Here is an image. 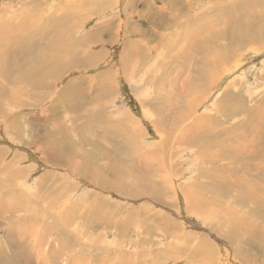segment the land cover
<instances>
[{
  "label": "rangeland",
  "instance_id": "1",
  "mask_svg": "<svg viewBox=\"0 0 264 264\" xmlns=\"http://www.w3.org/2000/svg\"><path fill=\"white\" fill-rule=\"evenodd\" d=\"M205 25L209 29L203 33L209 36L196 37V46L207 47L204 41L209 38L213 47L209 53L191 50L194 58L183 48L189 45L184 39L201 34ZM220 29L225 34L220 36ZM240 29L247 35L241 47L236 44L243 40ZM59 31L64 46H83L86 55H93L91 66L82 64L49 78L40 104L32 103L40 93L28 90L25 81L15 83L17 78L12 82L0 75L5 88L0 93L8 96L0 104L11 114H0V203L29 205L26 210L0 212V254L7 255L6 264H263L259 250L242 240L226 239L223 233L228 230V214L232 224L246 219L250 231L259 227L257 233L264 236V218L251 208L257 203L264 213V0H0V41L9 38L0 44V66H7L4 51L12 56L9 62L24 64L20 50L11 55L16 48L13 40L24 35L40 43L38 53H46L47 65L59 63L46 48L56 43ZM127 41L139 45L133 61L123 55ZM200 58L215 62V67L207 69ZM198 66L207 70L202 73ZM102 73L108 74L109 90L101 105L102 121L115 126L119 143L111 147L100 140L102 145L94 152H99L102 165L129 171L127 178H119L123 188L111 184L113 173L103 181L109 185H99L91 175L88 179L56 167L59 162H52L46 149L51 143L45 138L47 130L55 133L59 127L73 137L78 132L100 137L98 128H90L88 122L79 121L77 132L70 126V114L61 112L58 118L50 111L69 80L84 82ZM129 117L133 119L128 124ZM194 138L200 142H189ZM210 139L213 143L206 146L203 142ZM215 182L231 192L221 186L226 195H214L204 188ZM154 183L165 188L161 199L153 196L158 188ZM137 186L145 191L135 193ZM199 200L204 201L203 208H191ZM20 235L25 245L16 243ZM203 238L213 244L215 257L196 256L194 249Z\"/></svg>",
  "mask_w": 264,
  "mask_h": 264
},
{
  "label": "bare ground",
  "instance_id": "2",
  "mask_svg": "<svg viewBox=\"0 0 264 264\" xmlns=\"http://www.w3.org/2000/svg\"><path fill=\"white\" fill-rule=\"evenodd\" d=\"M94 1V0H93ZM256 7V6H255ZM257 10V9H256ZM220 16H221V13H219ZM219 16V17H220ZM227 16V15H225ZM242 16V15H241ZM240 16V17H241ZM218 17V18H219ZM222 17V16H221ZM263 17V16H262ZM241 19V18H240ZM239 19V20H240ZM222 20H226L225 18H223ZM257 20V19H256ZM238 21V20H237ZM262 21V20H261ZM234 22V21H233ZM232 22V23H233ZM259 22V20H258ZM186 23V22H185ZM225 23V22H224ZM228 23V22H227ZM234 24V23H233ZM232 24V25H233ZM236 24V22H235ZM234 24V25H235ZM240 24V23H239ZM214 24L210 25V27H212ZM241 25V24H240ZM260 25V24H259ZM188 26H189V23H188ZM238 26V25H236ZM191 27H188L187 29V32L189 31ZM244 28V27H242ZM209 27L208 26H204L203 27V31L201 34L197 33V35H187V33L185 35H187V37H185V41L187 43H189L188 46H186L185 44L183 45V48L187 51V52H191L192 51H197V52H200L201 53V50H202V53H209L211 52L210 49L212 44H211V40L209 38L206 39V43H208L207 47L203 46L201 47V45L199 44V46L197 47L196 45L198 44V36H202V34H205V35H208L207 33H203L204 31L208 30ZM212 29V28H210ZM239 29V28H238ZM246 29H248L246 27ZM258 29V27H257ZM64 30V29H63ZM221 30V29H220ZM223 30V29H222ZM219 31L220 33V36L222 34H225V31L222 32ZM256 29L254 28L253 31H255ZM65 31V30H64ZM67 31V30H66ZM65 31V32H66ZM69 31V30H68ZM214 31V30H213ZM238 31V30H236ZM252 31V32H253ZM259 31V30H258ZM262 31V30H260ZM259 31V32H260ZM240 32V35L242 33V37L241 39H243L244 37L247 39V35L245 32H242V29L239 30ZM49 33V32H48ZM48 33H42L41 36L43 37H46L48 38L50 34ZM235 33V31H234ZM262 33V32H260ZM215 34V33H214ZM214 34L212 36H214ZM229 34V33H228ZM238 34V33H237ZM248 34V33H247ZM236 35V34H235ZM251 35V34H250ZM25 37L19 41H15L13 40V43H16V48L14 49V51L12 52L11 55H13V57H15L16 55L14 54H18L20 53L19 50L21 51V53L19 54V56H21L22 54L26 57V61H24V64L23 63H12V62H9L12 58V56H9L7 55V53L4 51L5 53V58L2 60L4 61L3 62V65L6 63L7 66H3L1 67L0 66V75L3 76L4 78L3 79H8L10 78V80L12 82H15V79L14 78H17V81L15 83H18V82H23L25 81V86L28 90L32 91L33 93H36L38 94L37 92L40 93V95L34 100L33 98V101L32 103L33 104H40L41 103V98L40 96H42V94H44V91L43 89H47L50 87V84H49V78L51 79H55L56 77L60 76L61 75V71L64 70V72H66L67 70H71V69H74V68H78L80 66H82V64H89L90 66L92 64L91 63V58H92V54H87L86 52V49L85 47L83 48V46L78 49L76 47L73 46H64V43L62 42V40L64 39V34H63V31L62 32H57L56 35H55V39H56V43H52V45H49V46H46V48L48 49L47 52H51L52 54H54L53 56H56L57 59H59V63H55V62H49V64L47 65L46 62H47V56H46V53L45 55L43 53H38V51L40 52L41 51V47H39V44H38V41L36 39H34L33 37H30L28 35H24ZM72 36V34H71ZM209 36V35H208ZM217 36V35H216ZM237 36V35H236ZM239 36V35H238ZM260 36V35H259ZM204 37V36H203ZM218 37V36H217ZM234 37V36H233ZM257 37V36H256ZM220 38V37H219ZM225 38V37H224ZM9 38H3L1 39L0 41V44H5L6 41L8 40ZM161 39V38H160ZM214 39V38H213ZM245 39V40H246ZM251 39H252V36H251ZM47 40V39H46ZM67 40V39H65ZM197 40V42H196ZM235 40V39H234ZM244 39L243 40H240V42L236 43L239 47H241L243 45L242 41H245ZM256 40H258L256 38ZM260 40V39H259ZM258 40V41H259ZM52 41V40H51ZM50 41V42H51ZM72 41V39H71ZM77 41V40H76ZM179 41V47L182 48V46L180 45V41H181V38H178V40L176 41L178 43ZM201 41V40H200ZM236 41V40H235ZM248 41V40H247ZM42 42V41H40ZM49 42V41H48ZM53 42V41H52ZM69 43V42H68ZM176 43V44H177ZM83 44V43H82ZM174 44V43H173ZM217 44V43H216ZM234 44V43H233ZM248 44V42H247ZM70 45V43L68 44ZM148 45V44H147ZM218 45V44H217ZM235 45V44H234ZM233 47H236L234 46ZM1 46V45H0ZM7 46L11 47L10 44H7ZM6 46V48H8ZM139 45L137 43H134V42H131V41H127L125 43V50H124V54L123 55H126V58L130 59L133 61V57H136V50H137V47ZM149 46V45H148ZM216 46V45H215ZM256 47V46H255ZM144 48V47H143ZM179 48V49H180ZM182 48V49H183ZM221 48V47H220ZM258 48V47H257ZM150 49V48H149ZM223 49V48H222ZM230 49V47H229ZM228 49V50H229ZM232 49V47H231ZM230 49V50H231ZM5 50V48H4ZM146 50V49H145ZM214 50V49H213ZM233 50V49H232ZM231 50V51H232ZM44 51V50H43ZM150 51V50H149ZM185 51V52H186ZM220 51V50H219ZM235 51V50H234ZM142 52V51H141ZM228 52V51H227ZM3 53V54H4ZM84 53V54H83ZM150 53V52H148ZM234 53V52H233ZM43 54V55H42ZM146 54V53H145ZM186 54V53H185ZM188 54V53H187ZM193 54V55H192ZM212 54V57H213V53ZM210 54V55H211ZM216 54V53H215ZM219 54V53H218ZM229 54H232V53H229ZM90 55V56H89ZM171 55V54H170ZM169 55V56H170ZM191 55L192 57L194 56L195 58V55L193 52H191ZM220 55V54H219ZM235 55V54H234ZM181 56V55H180ZM188 57V55H186ZM186 56H185V59H186ZM198 56V55H197ZM183 57V56H182ZM191 56L188 57V58H192ZM199 57V56H198ZM224 59L226 57L225 53L224 55L222 56ZM227 57H229L227 55ZM233 57V56H232ZM52 58V56H51ZM125 59V58H123ZM193 59V58H192ZM192 59H189V60H192ZM199 59V58H198ZM214 59V58H213ZM219 59H221L219 57ZM141 58L138 59V61H140ZM148 60V59H147ZM187 60V59H186ZM200 60L204 61V58H200ZM128 61L127 59H125L124 62ZM149 61V60H148ZM151 61V60H150ZM201 61V62H202ZM175 62V61H174ZM182 62V61H181ZM216 62H218V60H216ZM171 63V62H170ZM186 63V62H184ZM191 64L190 63V67H191ZM204 64L206 67H208L207 69L209 68H212V66L214 65L215 67V62L213 63L212 61L206 59L204 61ZM88 65V67H89ZM187 65V64H186ZM86 66V65H85ZM188 66H189V61H188ZM188 66L186 68H188ZM195 66V65H194ZM11 67V68H10ZM58 67V68H57ZM14 68V69H13ZM196 68V67H195ZM193 68V69H195ZM197 69H199L202 73L207 70L206 68L202 69L201 67H197ZM184 70H186L184 68ZM183 70V71H184ZM190 70V69H188ZM196 70V69H195ZM199 70H196V71H199ZM217 70H218V67H217ZM209 71V70H208ZM212 71V70H211ZM210 71V72H211ZM188 72V71H186ZM207 72V71H206ZM213 72V71H212ZM210 74V73H209ZM197 75V74H196ZM199 75V74H198ZM201 75V74H200ZM214 75V74H213ZM203 76V75H202ZM108 77V74L106 73H102L100 74V76L98 77H92V76H88L85 78V81L83 82L82 80H79L78 78H75V79H71L68 81L67 85L58 92V94L55 96L56 97V101L54 102V110L53 111H50V114L52 113L53 115H57L58 118L59 117V114L62 112L64 116L70 114L71 115V118H72V122H71V128L75 129L77 131L78 127L80 126V123L79 121L83 122V123H87L89 124L90 128L92 127L93 129H96L98 128V130L100 131V137L97 135L98 138H87L86 137V134H80L78 131V136L77 137H73L71 134H69L66 129L64 127H59V129L55 132V133H51L50 131L47 130V133L45 134V138H46V141L49 142L51 141L50 145L48 144L46 146V149L48 150V153L51 155V157L53 158V161L52 162H59L58 166L56 167H59V168H67L68 170H71L75 175H82L86 178L89 179V176L91 175V181L99 184V183H107L106 182H103L105 181V178L113 173L116 175V177H111L109 179V181L111 182L112 185H114L113 183H116L117 182V185L119 187H122L123 188V185L125 186V184H121L120 182V177H124L126 176V178L129 176L128 172L121 170L120 167L119 168H116L115 166L113 165H102V160H101V157L99 156L100 154L94 152V150H97V149H100L99 146H101V142L100 140H104L106 143L110 144L111 147H114L116 142L119 143V141L117 140L118 138L115 137L114 135V130H115V126L113 128H111L112 125H109V124H105L102 120L105 119L103 117L104 115V111L101 109V105H102V101L104 99V96H106L108 93H109V90L108 88L106 87L107 85V78ZM92 78H95V82L92 81ZM212 78V76H211ZM214 78V77H213ZM159 79V78H158ZM157 79V80H158ZM199 79V78H198ZM215 79V78H214ZM203 81V80H202ZM207 82V81H206ZM205 82V83H206ZM0 87H1V84H0ZM0 90H5L4 87H1ZM160 90V89H159ZM6 94V93H5ZM3 97V94L1 95L0 93V100L1 99H5L7 101V94H6V97L4 96ZM232 99V98H230ZM168 100V99H167ZM6 101L4 103H6ZM228 101V100H226ZM226 101H223L224 103ZM12 103L16 104V101L14 99L11 100ZM166 102V101H165ZM169 102V100H168ZM229 103V102H227ZM17 104L19 105H24L25 102L24 100H18L17 101ZM239 104V103H238ZM155 105V104H154ZM157 105V104H156ZM99 106V107H98ZM228 106V105H227ZM242 106V105H241ZM236 107V106H235ZM154 108V107H153ZM224 109L226 107H223ZM234 108V107H233ZM222 109V110H224ZM242 109V108H240ZM240 109L238 111H240ZM98 110V111H96ZM254 110V109H253ZM232 111V110H230ZM241 111H244V110H241ZM248 112V111H247ZM246 112V113H247ZM257 112V111H255ZM252 113L254 114V112L252 111ZM251 113V114H252ZM0 114H4L5 116L7 117H10V115H8L5 111V108L3 107L2 105V102L0 104ZM121 114V112H120ZM250 114V115H251ZM15 115V114H13ZM255 115V114H254ZM69 116V115H68ZM110 116V115H109ZM184 115L180 114V120L184 119L183 117ZM133 117V116H132ZM81 118H85V119H81ZM109 118V117H108ZM126 119V118H125ZM129 121H128V124L130 122V120H132L130 117L128 118ZM127 120V119H126ZM164 121V120H163ZM132 122V121H131ZM166 122V121H165ZM252 122V121H251ZM250 122V123H251ZM113 123V122H111ZM162 123V122H161ZM120 124V123H119ZM158 124V123H157ZM163 124V123H162ZM244 124V122H243ZM10 125V123H9ZM105 125V126H104ZM126 125V124H125ZM133 125V123H132ZM161 125V124H160ZM159 125V126H160ZM168 125V124H167ZM120 126V125H119ZM118 126V127H119ZM244 126V125H243ZM248 126V125H246ZM117 127V128H118ZM163 126H161L162 128ZM245 127V126H244ZM119 128H122V127H119ZM126 128V127H125ZM166 129V127H164ZM11 128H9L10 130ZM15 131V130H14ZM169 131V130H168ZM123 132V130H122ZM121 132V133H122ZM129 132V131H127ZM13 133V132H12ZM124 133V132H123ZM131 133V132H130ZM167 133V132H166ZM120 134V133H118ZM207 134V133H206ZM124 135V134H123ZM129 135V134H128ZM131 135V134H130ZM129 135V136H130ZM12 136V135H11ZM89 136V135H88ZM205 136V135H204ZM209 136V135H208ZM206 136V137H208ZM213 136V135H212ZM15 137H19L17 134L15 135ZM198 137V136H197ZM215 137V136H214ZM100 138V139H99ZM126 138V137H125ZM129 138V137H128ZM205 138V137H203ZM209 138V137H208ZM211 138V137H210ZM216 138V137H215ZM130 139V138H129ZM219 140V138H217ZM18 140V139H17ZM133 140V139H131ZM165 140V139H164ZM200 139H197V138H194L192 140H190L189 142H200L199 141ZM211 140V139H210ZM220 141V140H219ZM128 142H132V141H128ZM15 143V142H14ZM126 143V142H125ZM129 143V144H130ZM203 143H206V146L210 145L211 143H213V140L211 141H208V142H203ZM219 143V142H217ZM132 144V143H131ZM135 144V143H134ZM133 144V145H134ZM221 144V143H219ZM14 145V144H13ZM93 145V146H92ZM120 145V144H119ZM128 146V144H126ZM132 145V148L134 147ZM87 146H90L92 148V150L90 151H87ZM219 146V145H218ZM104 147V145H103ZM118 147V145L116 146ZM107 148V147H106ZM131 148V147H130ZM2 149H0V157L1 155L3 154L1 152ZM124 150V149H123ZM135 150V149H134ZM106 151V150H105ZM104 151V152H105ZM226 151V150H225ZM251 151V150H250ZM132 152V151H131ZM131 154V153H129ZM134 154H136V152H134ZM228 154V153H227ZM250 154V153H249ZM44 155V154H43ZM104 155V153H103ZM217 155V154H216ZM219 156V155H218ZM226 158H229V156L231 155H225ZM244 156V155H243ZM109 157V156H108ZM112 157V156H111ZM209 157V156H208ZM222 157V156H221ZM246 157V156H245ZM45 158H47L45 156ZM232 158V157H231ZM1 159V158H0ZM115 159V156L114 158ZM208 159V158H207ZM112 160V159H111ZM109 160V162L111 161ZM62 161V162H61ZM243 161V160H242ZM118 163V161L114 160V164ZM117 165V164H116ZM259 166V164H257ZM257 166V167H258ZM31 167V166H30ZM29 169V167H28ZM222 170V169H221ZM225 170V169H224ZM97 171H99L97 173ZM0 174H3V172H0ZM131 175V174H130ZM222 175V174H221ZM225 175V174H224ZM206 177V176H205ZM208 177V176H207ZM210 177V176H209ZM12 177H9L7 180L8 183H11L12 184V181L11 180ZM132 178V177H131ZM130 179V178H128ZM64 180V179H62ZM125 181L127 179H124ZM259 180V179H258ZM128 181V180H127ZM140 181V180H139ZM143 181V180H141ZM221 181V180H220ZM259 181L263 182L262 179H260ZM223 182V181H221ZM220 182V183H221ZM145 184H149L148 182H144ZM165 183V182H164ZM259 183V182H258ZM66 184V182H65ZM110 184V185H111ZM210 184H213L211 186V188L209 187H205L204 185V188L207 190V191H212V194L214 195H218V194H221V195H226V192L224 190H220V187L222 186V188H226V191L228 193L231 192L232 188L228 187V186H224V183L223 185H220L218 184L217 182L215 183H210ZM263 184V183H262ZM100 185V184H99ZM105 185V184H104ZM109 185V184H108ZM138 185V183L136 184ZM144 186V185H143ZM154 186H158V185H155L154 183ZM153 185H149V191L150 192H155V187ZM224 186V187H223ZM62 187V186H61ZM105 187V186H104ZM112 188H114L113 186H111ZM151 188V189H150ZM163 187H159L157 188V192L153 194L154 198L156 197L157 199H161L162 198V194H161V190H164L162 189ZM119 189V188H118ZM121 189V188H120ZM62 190V189H61ZM66 190V189H65ZM71 190V189H70ZM111 190V189H110ZM117 190V189H115ZM122 190V189H121ZM121 190H118V191H121ZM264 190V189H263ZM69 191V190H68ZM142 191V192H141ZM145 190L143 188V190L141 188H139V186H137L135 189H134V192L135 193H143ZM64 192V191H63ZM148 192V190L146 191ZM149 192V193H150ZM47 195V194H46ZM19 197V196H18ZM63 197V196H62ZM61 197V199H62ZM168 198V197H167ZM193 198H196L193 196ZM201 199V198H200ZM246 198L242 197V200H244ZM22 200V199H21ZM27 200V198H26ZM193 202V201H192ZM200 204H196L194 202V204H191V208H194L195 207H199L200 209L203 208L204 206V201H201L199 200ZM188 204V205H189ZM259 205V204H258ZM258 205L257 203L252 206L251 208H253V212L251 210L252 213L254 214H258L259 216H261L262 218H264V213L261 212L259 209H258ZM28 203L26 202H23V201H16L14 205L12 206H7V205H4L3 203H0V212H3L5 210H8V211H17L16 209H28ZM16 208V209H15ZM212 212H209V213H206L205 214V217L211 215ZM227 217L226 221H225V226L228 225V230L224 231V235L226 236V239L227 237H229L230 239H233V240H242L244 241V243L248 244V245H252V247L256 250H259V252H261V255L263 254L264 255V236L262 235V233H257L259 229L258 227V230L257 232H254V231H250L249 230V222L246 220V219H241V220H238L236 221V223L232 224L231 222V219L230 217L228 216V214L225 215ZM230 216L232 218H235L236 217V214L234 213H230ZM93 219V217H92ZM167 223V222H166ZM171 223V222H169ZM63 225V224H62ZM170 225V224H169ZM255 227V225L253 224L251 227ZM250 231V232H248ZM246 232H248V234L246 235ZM252 232V233H251ZM20 233V232H19ZM244 236V238L242 239V237ZM185 237V236H184ZM178 239V238H177ZM23 237L20 235L18 236V239H15L16 243H22L25 245L24 242H22ZM186 241V240H185ZM190 244V242H189ZM257 247H255V246ZM188 247V246H187ZM250 248V247H249ZM196 251V256L202 254V253H208V255L210 257H215V250H214V246L213 244L207 239V238H203L200 242V244L197 245V248L194 249ZM183 251V250H182ZM3 254H4V251H3ZM187 255V254H186ZM190 256V255H189ZM7 255L5 254L4 256L2 254H0V258H2V261H3V264L7 263ZM263 259V257H262ZM9 264V263H8ZM264 264V262H263Z\"/></svg>",
  "mask_w": 264,
  "mask_h": 264
}]
</instances>
